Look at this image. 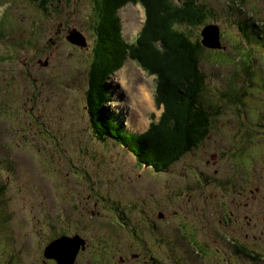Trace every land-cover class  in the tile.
<instances>
[{"label":"rangeland","instance_id":"rangeland-1","mask_svg":"<svg viewBox=\"0 0 264 264\" xmlns=\"http://www.w3.org/2000/svg\"><path fill=\"white\" fill-rule=\"evenodd\" d=\"M69 1L67 13L74 12L82 20L81 28L91 31L84 21L90 0ZM195 2L207 12L203 23L178 26V30L200 43L204 25L217 26L225 51L203 49L199 68L205 78L204 104L220 107L221 111L211 119L208 133L198 147L163 175H157L150 167L138 166L123 146L112 140L101 143L91 134L85 91L93 55L85 49L87 46L73 44L79 49L65 42L57 46L49 43L59 21L52 18L56 10L49 12L47 4L41 9L31 0H0V264H50L40 256L52 234H57V240L67 237L75 241L78 244L74 250L78 246V251L84 245L85 249L87 245L94 248L91 240L110 243L112 248L102 253L107 260H113L112 264H123L119 258L149 250L146 246L151 247L157 239L169 254L171 249L163 239L168 242L172 230L180 231L175 216L181 213L180 208L190 209L187 200L196 193L211 203L214 210L204 207L210 211L200 218L216 226L217 234V205L223 202V190L227 191L225 202L233 220L239 221L235 227L229 225L227 235L234 236L242 226V233L235 235L238 241L242 235L248 244L259 246L264 241V128L255 126L264 112L260 102L253 103L264 94L244 98L249 105L244 102L238 109L233 102L234 106L228 100L224 103L225 94L232 89L244 96L246 72L250 73V81L252 77L256 79V87L262 82L264 52L255 51L252 41L244 46L238 26L253 14V4L261 3L264 10V0ZM98 8L92 9L96 12ZM115 15L121 40L133 43L145 20L144 9L138 4H125ZM65 17L68 19V15ZM94 39L91 33L90 40ZM244 48L249 49L248 57L242 55L249 59L250 69L243 66L239 54ZM106 55L113 57L110 52ZM50 58L51 64H44ZM139 70L126 58L104 81L108 94L105 112L133 135H141L148 128L149 114L157 119L162 111L153 112L144 105L142 117L133 110L137 89L144 85H138L144 82L142 79L152 96L155 92V79L143 71L141 75ZM86 180V189L95 188L94 198L98 200L92 207L86 204V189L81 190L79 184ZM200 205L203 207L198 200ZM161 210L166 211L163 219L157 214ZM190 210L188 220L192 222ZM243 216L246 219L242 221ZM151 224H158L157 233L153 234ZM236 245H229L233 262L238 259L232 255ZM180 252L176 249L175 257ZM72 253L64 264L71 263ZM145 261L148 260L140 257L135 264ZM190 262L197 264L193 258ZM89 263L93 264V255L84 253L76 264ZM244 264H264V259H245Z\"/></svg>","mask_w":264,"mask_h":264},{"label":"trees","instance_id":"trees-1","mask_svg":"<svg viewBox=\"0 0 264 264\" xmlns=\"http://www.w3.org/2000/svg\"><path fill=\"white\" fill-rule=\"evenodd\" d=\"M31 1L37 4L42 0ZM96 1L99 7L95 12L98 40L87 72L85 91L91 134L101 143L112 140L123 146L138 166L145 165L154 173H164L198 147L208 133L211 119L221 111L220 107L205 105L202 100L205 78L199 68V54L205 48L178 30V26H200L207 12L195 0H178L179 4L173 0ZM125 4H139L145 12L142 29L131 45L121 40L115 15ZM252 7L256 8L254 4ZM248 50L244 48L239 52L246 69H250L249 59H246ZM258 50L261 52L255 45V51ZM108 52L113 53L112 59L106 55ZM126 58L134 61L147 75L155 77L154 104L156 108H162L158 120L151 122L141 135H133L114 123L103 107L108 100L104 81ZM246 75L245 97L241 96L242 92L232 89L225 94L224 103L228 100L230 106L235 104L234 108L238 109L245 102L244 98L253 99L259 96L258 92L264 94V72L257 87L256 79L252 77L250 81V73L246 72ZM261 88L263 92L259 91ZM259 100L263 97L253 103ZM244 109L247 111L248 107Z\"/></svg>","mask_w":264,"mask_h":264},{"label":"flooded vegetation","instance_id":"flooded-vegetation-1","mask_svg":"<svg viewBox=\"0 0 264 264\" xmlns=\"http://www.w3.org/2000/svg\"><path fill=\"white\" fill-rule=\"evenodd\" d=\"M78 1L81 3V0ZM42 2H47L46 9H48L49 12L52 9L56 10L57 13L52 18H59V21L57 22V26L55 30L52 32V35L54 36L49 39V43L53 45L55 44L57 46L61 42H65L67 45L71 47L79 48L71 44L67 40V36H69V32L75 31L84 37L85 42L87 44V48L85 49L87 51H91L92 55L94 56L98 35L96 31L97 20L95 16V10H93L92 8H95L98 5V2L96 0H90L89 5L87 7V18L84 21L86 24H88V26H90L91 31H85L84 29L81 28L82 20H80L79 16H77L74 12L70 14L67 13L68 7L70 5L69 0H42ZM75 3H77V0H75ZM254 6H256L254 10L252 9L254 14L250 16L248 15L247 17H245V19L242 22L239 23L238 26V31L240 32L239 37L242 39L245 46H248L247 44L252 41L253 43H255L256 48L258 49L260 48L261 52H264V16L261 15L264 12L262 8L263 5L261 3H257ZM59 15L63 16V19L59 17ZM66 15H68V19L65 17ZM91 33L95 34V39L93 42L90 40ZM63 38L65 40H63ZM220 38H221V34H220ZM221 51H225V49ZM44 64L47 65L51 64V58L49 59L48 63L47 61H45ZM261 91L263 92L262 88ZM260 105L262 112H264V97L263 100L260 101ZM260 115L261 113L258 114V117ZM245 116L246 113H244V117ZM256 120L257 121H255L256 122L255 126L258 127L261 126V128L263 129L264 115H261ZM252 127L253 126L250 125L248 128L252 130ZM240 162H242V160H240ZM189 171L192 172V170ZM164 173H157V175H163ZM193 173L194 175H196L195 171ZM83 179L85 180V178ZM86 183L87 180L84 183L79 182V184L82 185L81 190L86 189ZM97 184H93V186L96 187ZM222 192H224L221 195V197L223 198V202L222 203L220 202L217 205V207L219 206L220 208V211L217 214L218 222L220 226L219 230L217 231V234H216V228H217L216 226L210 224V222H208L204 218H200L204 216V213L205 216H207V212H209L210 210L204 209V207L210 206L212 208L211 203L208 202V199L203 194L196 193L193 195L191 199H188L186 203L187 206H190L191 210L189 208H185V209L180 208L179 210L181 211V213L176 214L175 216V218L179 220L178 229L180 231L178 232V230L176 229L177 233L175 234L176 230H172V232L168 236V242L165 240V238L163 239L167 247L171 249V251H168L169 254H167L164 251L163 246L160 244V239H157V241L155 240V242L152 243L151 247H147L145 245L146 248H148L149 250L145 249L142 250V252H140L139 254H132V257L130 258L128 257L119 258L121 263L135 264V262L139 260L140 257L148 260L141 264H191L190 262L191 258H193L197 264H205L204 260H206V264H244L245 259L246 260L248 259L250 261L264 259V249H263L264 241L259 243L258 246L255 243L248 244L246 242V238L243 235L239 236L240 241H238V239L235 237V235H238L237 233H242V228H243L242 226L237 232L235 231V229L232 230V232L235 231L233 233L234 236L227 235L229 225L232 224L235 227V225L239 223V221L237 222V219L233 220L232 217L233 213L228 208L227 202H225L227 201L225 199L227 195V191L223 190ZM94 194H95V188L88 187L86 189V196L84 197V200L86 201V204L89 207H92L93 202L98 201L95 200ZM185 195L186 194L183 193V197H185ZM198 200L203 205V207H201V205L200 207L198 206ZM173 205L171 208L172 210H175L176 208H173ZM189 210L192 211L191 214L192 222L188 220L189 214L187 211ZM212 210L214 209L212 208ZM175 211L178 213L177 210ZM164 212L166 211L161 210V213L159 211L157 212V214H159L160 216L159 218L163 219L166 217ZM212 216L214 217V214H212ZM262 217L264 222L263 214ZM245 219H246L245 216L241 218L242 221ZM248 220L251 221V219ZM157 225L151 224V230L153 234L157 233ZM205 232H206V236L204 234ZM219 232H221V234H218ZM262 233H264V228ZM69 235L70 234H67V236ZM56 237H58L57 234H52L51 236H49V240L46 243L49 244L51 241L56 239ZM91 242L94 243V248L87 245L85 249V245H84V249L83 250L80 249L78 251L76 258L74 259L72 264H76L79 261L80 256L84 253L93 255V264H104V263L112 264L113 260L110 259L107 260L105 255L102 253L105 250L111 249L112 245H110V243L107 242H100L93 240H91ZM230 242L232 243L236 242L237 244L236 247H234L232 250V255L238 258L236 262L231 261L229 257ZM44 245H42V247ZM254 248L258 250V253H256ZM176 249L182 250V252L179 253V256L176 255L175 257L174 251ZM40 257L41 260H43L44 262L50 264H54V263L56 264L55 260L53 259H45L43 253H41ZM88 261L90 262L89 259Z\"/></svg>","mask_w":264,"mask_h":264},{"label":"water","instance_id":"water-1","mask_svg":"<svg viewBox=\"0 0 264 264\" xmlns=\"http://www.w3.org/2000/svg\"><path fill=\"white\" fill-rule=\"evenodd\" d=\"M71 35H75L78 39V42L72 40L70 38ZM200 37H201L200 44L205 49H209V50L224 49V47L220 43L219 30L217 26L215 25L204 26L200 31ZM67 40L70 43L78 45L80 47L86 46L84 38L75 31L69 32V36H67ZM50 243L46 245L43 250V255L45 259H53L55 260L56 264H64V261L67 260L69 258V255L73 252L72 254L74 255L70 264L73 263L78 251V246L75 250H74V246L78 243H76L73 240H70L67 237L59 238L58 240L56 239L51 243V245Z\"/></svg>","mask_w":264,"mask_h":264},{"label":"bare ground","instance_id":"bare-ground-1","mask_svg":"<svg viewBox=\"0 0 264 264\" xmlns=\"http://www.w3.org/2000/svg\"><path fill=\"white\" fill-rule=\"evenodd\" d=\"M70 38L72 40L78 42V39H77V37L75 35H71ZM139 89H140V92H139ZM139 89H138L137 100H136L137 104H135V106L133 105V108H134L133 110L134 111L136 110L137 113L140 112L139 115L143 117L144 105H145V108L147 110H149L148 107H147V104L150 105V108H151L152 107V99H151V95H150V92H149L148 88L145 89L144 85H140ZM146 100H148V103L146 102ZM133 114H135V113L133 112ZM138 123L140 124L142 122H138ZM151 127H152V125H151Z\"/></svg>","mask_w":264,"mask_h":264}]
</instances>
